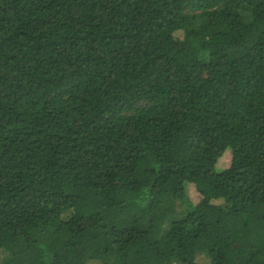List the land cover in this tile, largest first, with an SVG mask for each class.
<instances>
[{
    "label": "trees",
    "instance_id": "trees-1",
    "mask_svg": "<svg viewBox=\"0 0 264 264\" xmlns=\"http://www.w3.org/2000/svg\"><path fill=\"white\" fill-rule=\"evenodd\" d=\"M0 264H264V0H0Z\"/></svg>",
    "mask_w": 264,
    "mask_h": 264
},
{
    "label": "rangeland",
    "instance_id": "rangeland-1",
    "mask_svg": "<svg viewBox=\"0 0 264 264\" xmlns=\"http://www.w3.org/2000/svg\"><path fill=\"white\" fill-rule=\"evenodd\" d=\"M229 161H230V156H229V154L226 153V154L223 155V157L218 161L216 167H217L218 169H223V168H225V167L228 166ZM188 191H189V196H190L191 200H192L193 202H197L199 196H198V194L194 191V189H193L192 186L189 187Z\"/></svg>",
    "mask_w": 264,
    "mask_h": 264
}]
</instances>
